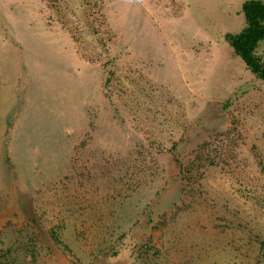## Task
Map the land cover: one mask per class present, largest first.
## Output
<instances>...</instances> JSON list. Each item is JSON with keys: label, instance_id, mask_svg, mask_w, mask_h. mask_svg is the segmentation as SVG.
<instances>
[{"label": "rangeland", "instance_id": "374dc122", "mask_svg": "<svg viewBox=\"0 0 264 264\" xmlns=\"http://www.w3.org/2000/svg\"><path fill=\"white\" fill-rule=\"evenodd\" d=\"M246 1L0 0V264H264Z\"/></svg>", "mask_w": 264, "mask_h": 264}, {"label": "trees", "instance_id": "16d2710c", "mask_svg": "<svg viewBox=\"0 0 264 264\" xmlns=\"http://www.w3.org/2000/svg\"><path fill=\"white\" fill-rule=\"evenodd\" d=\"M246 27L238 34H228L227 41L247 67L264 81V55L257 50L264 41V0H249L243 5ZM262 251L264 253V242Z\"/></svg>", "mask_w": 264, "mask_h": 264}]
</instances>
